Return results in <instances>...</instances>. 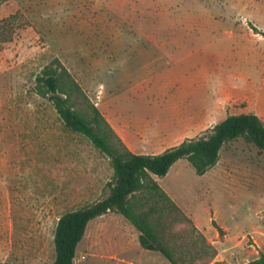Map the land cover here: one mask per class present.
I'll use <instances>...</instances> for the list:
<instances>
[{
    "label": "rangeland",
    "instance_id": "rangeland-1",
    "mask_svg": "<svg viewBox=\"0 0 264 264\" xmlns=\"http://www.w3.org/2000/svg\"><path fill=\"white\" fill-rule=\"evenodd\" d=\"M12 16L16 33L0 44V264L52 262L59 216L103 198L113 177L110 158L67 127L37 85L56 59L106 117L127 103L134 113L154 112V92L134 88L153 51L187 57L178 70H204L196 96L214 114L208 127L180 143L230 114L264 120V0L0 3V22ZM144 143L142 153L168 147L159 137ZM158 179L216 246L209 264H244L264 252V150L234 139L204 174L181 158ZM98 224L105 229L96 245L86 238L78 244L77 258L87 256L81 263L171 264L141 246L122 214L93 220L89 230ZM127 231L134 232L132 250Z\"/></svg>",
    "mask_w": 264,
    "mask_h": 264
},
{
    "label": "trees",
    "instance_id": "trees-1",
    "mask_svg": "<svg viewBox=\"0 0 264 264\" xmlns=\"http://www.w3.org/2000/svg\"><path fill=\"white\" fill-rule=\"evenodd\" d=\"M13 17L0 22V44L12 40L16 33ZM36 81L65 125L88 137L110 158L114 169L103 198L59 216L54 236L56 257L49 264H84L76 259L78 244L89 222L108 212L125 216L140 232L141 246L160 252L171 264H209L218 253L216 246L157 177L167 175L181 158L202 175L218 163L221 149L234 139L244 138L264 150V120L254 113L230 114L209 133L185 139L160 153H136L58 59L45 67ZM244 264H264V252Z\"/></svg>",
    "mask_w": 264,
    "mask_h": 264
},
{
    "label": "crops",
    "instance_id": "crops-1",
    "mask_svg": "<svg viewBox=\"0 0 264 264\" xmlns=\"http://www.w3.org/2000/svg\"><path fill=\"white\" fill-rule=\"evenodd\" d=\"M153 52H155L152 54L153 58L144 64V68L147 69L146 72L137 80L138 82L136 81L137 83H134V88L147 87L151 93L154 92L156 97L152 98L154 100L151 99V103L149 102L152 107L154 106V112L152 114L134 113L127 103V106L122 107L121 110L118 107V110L106 114L115 130L129 148L136 153H142L140 152L142 148L140 145L146 144L144 141H153L155 137H159L161 145L166 144L168 147L180 144L179 141L183 136H196L208 127L214 114V107L205 108L201 106L196 96L199 87H203L204 70L201 68L199 72L188 69L179 71V65L187 62V57H177L167 50ZM110 213L117 212H108L90 222L102 220ZM90 222L83 239L86 238L89 247H94L97 243V241H93L94 238H97V235L100 237L105 228L102 224H98L89 230ZM127 233L129 236H127L125 246H127L126 249L132 250L133 246H130V243L133 242L134 232L131 236L128 231ZM139 235L140 232L138 231V239ZM136 248L138 249L137 245ZM86 257L85 253L81 259H78L76 254V259L79 262H83L82 259H86Z\"/></svg>",
    "mask_w": 264,
    "mask_h": 264
}]
</instances>
